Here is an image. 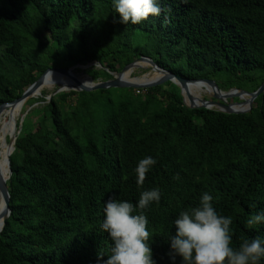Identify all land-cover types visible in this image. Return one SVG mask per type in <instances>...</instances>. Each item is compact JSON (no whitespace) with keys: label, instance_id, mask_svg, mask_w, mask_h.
I'll list each match as a JSON object with an SVG mask.
<instances>
[{"label":"trees","instance_id":"1","mask_svg":"<svg viewBox=\"0 0 264 264\" xmlns=\"http://www.w3.org/2000/svg\"><path fill=\"white\" fill-rule=\"evenodd\" d=\"M159 6V15L126 25L112 0H0V105L50 67L98 62L85 71L107 80L143 55L224 90L260 87L264 0H159ZM47 97L38 106L30 97L18 121L0 264H98L97 254L111 246L99 226L104 201L136 203L153 187L161 199L144 214L156 264H172V222L205 191L220 214L232 217L233 247L264 237V223L246 224L264 210V92L244 113L189 107L172 81ZM144 156L156 164L141 186L134 168Z\"/></svg>","mask_w":264,"mask_h":264},{"label":"clouds","instance_id":"2","mask_svg":"<svg viewBox=\"0 0 264 264\" xmlns=\"http://www.w3.org/2000/svg\"><path fill=\"white\" fill-rule=\"evenodd\" d=\"M112 6L122 24H139L150 15H159V0H112ZM156 164L152 156L139 159L134 168L137 183L144 184L146 174ZM159 187L140 192L136 203L109 197L104 201L100 228L108 234V253H98V264H156L149 244L150 232L144 210L159 203ZM214 197L202 193L196 206L181 210L173 220L175 234L170 233L169 256L172 264H261L264 260V237L244 239L232 246V217L220 214L214 207ZM264 223V210L251 215L249 227ZM107 255V259L103 257Z\"/></svg>","mask_w":264,"mask_h":264},{"label":"water","instance_id":"3","mask_svg":"<svg viewBox=\"0 0 264 264\" xmlns=\"http://www.w3.org/2000/svg\"><path fill=\"white\" fill-rule=\"evenodd\" d=\"M146 62L148 63L151 67L156 69L159 72H162V76H158L155 79L145 82V83H135L134 81H130L127 79H124L123 74L129 70H131L134 66H141L140 62ZM92 64V63H91ZM94 65H99L102 66L98 62H94ZM76 66H82L86 67L88 65H74L69 68L65 67H50L46 69V71L35 81L33 82L23 93L20 97L16 98L15 100L11 102H6L0 105V113L2 110L11 104H16V103H25L30 97H33L34 93L37 92L41 81L45 75V73L49 71H59L65 75H69L71 77H74L76 80V84L71 88V89H65L63 87H57L47 98L50 99L54 94L61 92V91H66V90H76V91H92L96 90L99 88H110V87H134V88H146L150 86H155L162 84L166 81H172L174 84L178 85L181 89V94L183 95L184 102L192 108H197V107H204L208 109H215L219 111H223L226 113H244L248 112L251 110L253 106V102L255 98L262 92H264V81L260 85V87L255 90V91H248L243 88H238V87H232L228 90H224L220 88L217 84V82L213 79L210 78H188V77H182L174 72L165 69L164 67L160 66L157 64L151 57L149 56H141L140 58L132 61L131 63L127 64L121 71L119 72H110L113 77L111 79L107 80H101V81H90V83H83L82 81H79L75 75H74V68ZM150 67V68H151ZM138 77V76H136ZM195 82H206L208 85L212 87L214 92L210 95V98H202L201 103L197 104L195 102H191L190 104L186 102L184 92H183V87H185L188 83H195ZM40 95H42L40 93ZM244 95H247V97H244ZM234 97L239 98L236 101H231ZM244 97V98H243ZM237 104H248L247 106H244L242 108H235L234 105ZM16 129V122H14V131L12 132V135L9 136L8 141L4 139V145L6 147V151L4 154V157L1 161L0 159V197L3 199L5 207L3 211V217L4 220L2 224L0 225V232L4 229L6 225L7 218L10 216L11 213V208H10V191L7 185V180L10 178L12 174V168H11V161H10V156L14 151L15 148V141L17 134L15 133ZM20 129L18 130V132ZM3 155V151H0V157ZM1 162H4L6 165V172L7 175L4 176L2 174V169H1Z\"/></svg>","mask_w":264,"mask_h":264},{"label":"bare ground","instance_id":"4","mask_svg":"<svg viewBox=\"0 0 264 264\" xmlns=\"http://www.w3.org/2000/svg\"><path fill=\"white\" fill-rule=\"evenodd\" d=\"M140 65L141 66H134L131 70L125 72L123 74L124 79L134 81L135 83H145V82H149V81L155 79L158 76L163 75L162 72L157 71L156 69L151 67L146 62H143V61L140 62ZM148 66L151 67L152 72L145 73L144 75L139 76V77L132 75V72L136 67H147L148 68ZM74 75H75V73H74ZM75 77L79 81H82L83 83H90V81H89L90 79L86 80L84 78H79L77 76H75ZM58 84H59V87H63L65 89H71L76 84V80L74 79V77H71L69 75H65L59 71H53V72L49 71V72L45 73V75L41 81V84H40L37 92L34 93L33 97L40 96V93L42 94V90L44 88L45 89L46 88L51 89L52 87L57 86ZM183 92H184L185 100L187 103L190 104L191 102H195L197 104H200L201 99L203 98L202 94L206 93V94L211 95L214 92V90L206 82H195V83H188L185 87H183ZM244 97H247V95H244ZM23 105H24V102L8 105L0 113V117L3 116V118H4L2 120L0 119V124H1L0 135H3L2 137H4V136L6 137V135H12V132L14 131V122H16V116L21 111ZM247 105L248 104H237V105H234V107L235 108H242V107L247 106ZM13 107H14V110H13ZM7 117H9V120H7ZM3 147H4V150H2L3 155L0 157L1 161H2L4 154H5V151H6L5 145ZM1 169H2L1 170L2 174L4 176H6L7 172H6V165L4 164V162H1ZM4 207H5L4 201L0 197V225L2 224V222L4 220V217H3Z\"/></svg>","mask_w":264,"mask_h":264},{"label":"rangeland","instance_id":"5","mask_svg":"<svg viewBox=\"0 0 264 264\" xmlns=\"http://www.w3.org/2000/svg\"><path fill=\"white\" fill-rule=\"evenodd\" d=\"M93 64V63H92ZM92 64H87L88 66H86V67H82V66H76L75 68H74V73H75V76H77V77H79V78H84V79H86V80H91V81H94V82H97V81H101L100 79H93L86 71H85V69H87V68H89ZM96 67H100L99 65H96ZM150 69V70H149ZM150 73V72H152V70H151V68L148 66V68L147 67H136L134 70H133V72H132V75L133 76H142V75H144L145 73ZM78 73V74H77ZM84 75V76H83ZM86 76V77H85ZM57 87H59V84L57 85V86H54V87H52L51 89L50 88H44L43 90H42V95H43V93H45V96H46V94H47V96H49ZM66 91H68V90H66ZM42 95H40V96H38V97H33L34 99H38V101L34 104V106H38L39 104H41V103H43V102H41L40 101V98L42 97ZM202 97H204V98H210V95L209 94H206V93H203L202 94ZM239 99V98H238ZM231 101H232V99H231ZM27 108V106H26V102L24 103V105H23V107H22V109H21V111L18 113V115L16 116V129H15V133L17 134L18 133V121H21L22 120V118L24 117V115L26 114H24V109H26ZM13 110H14V107H13ZM13 112V111H12ZM0 119L2 120V119H4L3 118V116H1L0 117ZM7 120H9V117H7ZM0 128H1V124H0ZM3 135H0V151H2V150H4V142H3V140L4 139H6L7 141H8V139H9V136L10 135H6V137L4 136V137H2Z\"/></svg>","mask_w":264,"mask_h":264}]
</instances>
